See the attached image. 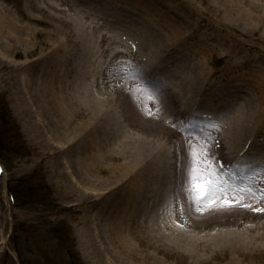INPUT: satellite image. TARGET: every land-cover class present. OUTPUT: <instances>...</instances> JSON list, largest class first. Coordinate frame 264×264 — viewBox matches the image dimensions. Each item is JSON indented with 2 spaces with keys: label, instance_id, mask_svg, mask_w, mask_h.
<instances>
[{
  "label": "rangeland",
  "instance_id": "obj_1",
  "mask_svg": "<svg viewBox=\"0 0 264 264\" xmlns=\"http://www.w3.org/2000/svg\"><path fill=\"white\" fill-rule=\"evenodd\" d=\"M0 6L5 8L8 15L18 18V22L25 27H34L40 31L39 33L32 32L30 40L27 41L15 42L13 40L11 42L0 36V50H3L1 49L3 43L9 45L10 49L9 52L0 53V65L9 60L16 62L33 60L46 52L48 61L70 49L71 55L68 53L63 55V59H68L69 63V69L63 75L64 84L61 88L64 101L86 115L92 108V98L101 97L102 103L108 108V113L114 116L115 131L121 136L138 133L137 128L134 125H129L128 121L124 119L123 114L126 109L122 104L124 98L130 96L129 92L138 88L136 84L142 83L145 73L130 70V66L137 64V59H132L129 55L130 48L127 45H121L124 41L120 40L118 48L123 52H127L129 49L127 54L123 52L114 54L113 48L116 46L108 41L104 45V48H109L108 50L100 48L94 52L99 56L96 58L94 55L90 61L89 68L93 74L88 72L81 77L77 75L76 69L82 65L84 58L86 65L89 63L88 57L92 53V50H89V45L97 34L93 27L99 22L100 24L108 22L111 25L106 24L109 29L101 26L102 32L109 36L119 33L125 38L127 34L135 33L133 38L132 36L129 38L135 42L140 40L145 46L146 55H152L154 60L166 57L170 63L168 68L171 72L166 75L162 71L159 74L167 86L172 82L178 84L181 76L186 74L195 79L201 69L205 67L209 70L208 77H211V83L218 84L217 90H214L215 97H220V102L228 98L225 95L228 91H236V88L242 91L237 97L232 96L235 102L240 95L242 97L245 94L242 98L246 100L242 104L245 108H242L240 115H232L233 107L226 116L218 120L214 118L205 121L208 127H196L192 136H186V141L196 144V140L201 137L211 140L219 138L224 149H230L232 146L231 137L234 134L232 131L234 120L241 122L245 117L244 110L254 106L258 109L255 118L256 129L252 128L246 133L241 129L238 136L239 139L241 137L240 141L246 143L245 139L250 133L249 138L260 134L261 136L257 137L260 138V144L263 147L261 154H264V51L250 46H258L264 41H261L260 38L250 40L246 36H239L238 29L243 32L246 26L231 20L226 12L220 11L218 0H100L99 2L92 0H0ZM92 6H99L101 11H94ZM105 6H109L111 9H107ZM96 14L101 17L98 18ZM216 16L218 18L222 16L223 19L219 20ZM29 17L32 20H29ZM145 23L151 27L150 32L144 28ZM113 25L116 26V29ZM226 25L231 29H227ZM137 31L142 34L136 35ZM165 38L172 44L161 51L159 42ZM45 41H47V46L43 45ZM58 43L61 48L49 50L53 44ZM224 51H226L225 54ZM136 56L138 57V55ZM257 61H259L258 65L250 70L252 67L250 64H256ZM224 71L226 74L222 77L221 73ZM36 74L38 77L40 70ZM13 75V73L7 75L5 70L0 69V110L5 114V118L7 116V119L4 120L5 123L0 125V139L8 137V142L13 143L17 142L14 135H19L21 140L17 152L6 149L7 153H13L9 154L10 158L6 165L2 163L4 170L0 166L2 169L0 171V264H20V256L28 254V250L30 247L32 248L30 243L36 240L34 237L42 231L43 226L44 230L47 225L50 226V222L66 226L67 235L64 243H67L71 250L77 252L83 264H122L121 261L116 262L118 257L115 258L114 254L108 255L105 250L104 253L98 252L88 244L89 237L92 238L93 243L100 244L102 248L104 243L96 240L97 235L92 237V234H88L90 225L84 219L87 220L89 215H97L96 213L101 210L103 219L99 217L92 219L93 222L106 229L108 226L105 221V213L108 212V207L104 206L105 203L101 200H97L94 206L87 207V211L84 209L86 207L82 205L83 199L92 196L94 192L103 190L116 180L113 176L108 178L110 177L108 171H104L106 166H96L81 170L85 178L100 176L99 180L87 182L78 179L79 177L72 173V166L68 167L62 162L55 161L51 149H57L54 142L60 139V135L50 129L51 119L54 117L50 111L47 115V97L39 94L38 87L32 90L28 89L29 86L14 84ZM122 76H129L134 84L132 82V85L128 86L119 84L118 78ZM77 84L83 86L78 87ZM144 86L150 88L152 82L149 81ZM211 89L213 86H210ZM33 92H36L34 96ZM174 95L177 98L176 106H180L182 104L181 92ZM48 108L51 110L49 105ZM90 113L89 115L92 114ZM105 125H107L106 122ZM162 140L163 145H167L174 156L182 146H180L179 137H174L171 134L164 135ZM109 147L110 145L103 144L99 151L107 153ZM122 155H124L123 152L117 158V162L119 161L121 165L124 158ZM242 163L240 162V164ZM119 167L117 172H124V167ZM255 169L257 171L248 172L246 177L254 179L259 191L264 193V170ZM23 175H32L30 181H33L34 187L41 193L36 196L33 203L30 200H23V196H21V200H19L21 202L14 205L7 193V182L9 178L22 177L24 185H26ZM120 177H122V173L119 175ZM109 189L102 195H108L109 191L111 192ZM102 195L97 198L100 199ZM98 208L102 209L98 211ZM171 215L176 217L174 212ZM10 219L17 223L16 234L10 230ZM133 219L139 221L135 222ZM133 219L130 227L125 230H135L134 232L141 236L145 243L142 245L143 248L152 249L157 256H162L157 251L158 245L163 244L158 238L159 236L151 233L149 227H146V223L139 225L140 221L144 219L143 216L133 217ZM174 224L176 228L185 230L180 221ZM262 226V231H264V222H262ZM38 238L41 242L46 240L47 245L53 243L48 236L46 239L44 233ZM147 244L150 246L148 247ZM258 249V253L261 254L256 256V246L247 248L250 256L244 259L242 264H264V245ZM170 252L172 255L174 252L178 253L176 250ZM119 253L121 257L124 255ZM180 256L182 255L174 254L173 257H166L162 264H176L173 258ZM28 259H31L33 264H39L40 259L36 255L30 256ZM147 262L142 261L145 264H148ZM185 264L189 263L185 262ZM198 264L204 263L199 261Z\"/></svg>",
  "mask_w": 264,
  "mask_h": 264
},
{
  "label": "bare ground",
  "instance_id": "obj_2",
  "mask_svg": "<svg viewBox=\"0 0 264 264\" xmlns=\"http://www.w3.org/2000/svg\"><path fill=\"white\" fill-rule=\"evenodd\" d=\"M92 1L99 2L100 0ZM218 1L220 11L226 12L231 20L246 26L244 30L242 29L243 32L238 29L239 36H246L250 40L260 38L264 41V0ZM105 7L111 9L109 6ZM92 8L94 11H101L99 6H92ZM96 15L99 18L100 15ZM28 19L32 20L30 17ZM218 19L222 20L223 17L220 16ZM18 20L8 15L5 8L0 6V36L11 42L13 40L15 42L27 41L30 40L32 32H40L34 27H25ZM106 24L111 26L108 22L105 24L99 22L93 27L97 34L89 45V50H92L88 57L89 63L86 65L84 58L76 72L79 77L88 72L93 74L89 68L90 61L94 55L96 58L99 56L94 52L100 48L108 50L109 48H104V45L110 41L117 47L113 48V53H121L123 50H119V42L124 41L121 45H127L130 48L129 55L132 59H137V64H130L134 65L130 66V70L145 73L142 83L136 84L138 88L129 92L130 96H126L122 104L126 109L123 117L129 125L137 128L136 135L121 136L115 131L114 116L108 113V108L102 103L101 97L92 98V108L89 111L91 115L89 112L84 115V112L64 101L61 88L64 84L63 75L69 69V63L68 59H63V55L65 53L71 55L70 49L48 61L46 52L33 60L19 62L9 60L0 65V69L5 70L7 75L14 74L12 76L14 84L29 86L28 89L32 90L38 87L40 93L38 91L37 93L47 97V115L50 111L54 117L51 119L50 129L60 135V139L54 142L57 149H51L55 161L62 162L68 167L72 166V173L79 177L78 179L87 182L99 180L100 176L86 177V179L81 170L96 166H106L104 171H108V176H110L108 178L113 176L116 180L103 190L94 192L92 196L83 199L82 205L86 207L85 210L91 205L94 206L97 200H101L105 203L104 206L108 207L109 212L105 213L108 226L106 229L93 222L92 219L93 217L103 219L100 210L102 208H98L100 212H97V215H89L87 220L84 219L90 225L88 234H92V237L97 235L96 240L104 243L102 248L100 244L93 243L92 238L89 237L88 244L98 252L104 253L105 250L108 255L114 254L115 258L118 257L116 262L121 261L122 264H141L142 261H148V264H162L166 257H173L174 254L182 255L173 258L176 264H185V262L198 264L199 261L204 264H242L243 260L250 256L247 250L250 246H256L257 254H255L260 255L258 248L264 245V231H262L264 196L260 195L263 192L259 191L255 184L256 181L247 178L246 175L253 170L257 171L255 168L264 170V154H261L263 147L260 144V138L257 137L261 135L257 134L249 138L250 133L245 139L246 143L240 141L241 137L239 139L238 136L241 129L244 133L252 128L256 129L255 118L258 109L254 106L247 107L243 113L244 119L241 122L234 120L232 124L234 134L231 137L230 149L225 150L219 138L211 140L201 137L196 140L197 147L206 146L220 177L232 186L229 199H235L237 202L225 204L219 193L216 194L215 203L210 204L207 200L196 201L186 183L191 145L186 141V136H192L196 127H208L205 121L214 118L218 120L226 116L233 107L232 115H240L242 108H245L242 106L246 101L242 99L245 94L242 97L240 95L235 102L232 96L237 97L242 91L236 88V91H228L225 94L228 98L220 102V97H215L218 84L211 83V77H208L209 70L205 67L195 79L186 74L181 76L178 84L172 82L167 86L159 74L162 71L166 75L171 72L167 58L154 60L152 55H146L145 46L140 40L135 42L129 38V36L133 38L135 33L127 34L125 38L117 32V35L114 33L115 36L107 35L101 30V26L109 29ZM143 26L146 31H151L147 23ZM113 27L116 29L115 25ZM225 27L231 29L228 25ZM233 31L235 32L234 29ZM45 33L47 34V31ZM141 34L139 31L136 32V35ZM58 41L61 44L60 39ZM43 43L47 46V41ZM60 44H53L49 50L61 48ZM171 44L172 42H168L166 38L160 40L159 50L167 49ZM3 46H1L3 50H0V53L9 52V45L3 43ZM250 46L264 51V43ZM128 51L123 53L127 54ZM258 62L251 63L250 70L255 68ZM38 70H40V75L37 77ZM225 74L224 71L221 76L224 77ZM149 81L152 82V86L147 88L144 84ZM131 82L129 76L118 78V83L123 86L134 84ZM77 86L82 87L83 85L77 84ZM210 86H213V89L210 90ZM178 92L182 94L180 106H176L177 98L174 95ZM34 94L36 92H33V96ZM87 115L89 116L85 118ZM170 134L179 137L180 146L184 147L183 149L181 146L175 156L167 145H163L162 137ZM103 144L110 145L107 153L99 151ZM121 152L124 153L122 165L119 161L117 162ZM119 166L124 167V172H117ZM121 173L122 177L119 178ZM248 187L252 189L251 194L243 191ZM108 189L111 192L103 196L102 193ZM100 195L102 196L98 199ZM173 212L176 217L171 215ZM141 216L144 219L139 225L146 223L150 232L155 236L157 234L162 241L163 244L157 247V251L162 256H157L152 249L143 248L142 245L145 243L141 236L134 232L135 230H125L130 227L133 217ZM178 221L182 223L185 230L175 227L174 223L177 224ZM147 245L150 246V244ZM175 250L178 253L174 252L172 255L170 251ZM119 252L125 256L121 257Z\"/></svg>",
  "mask_w": 264,
  "mask_h": 264
},
{
  "label": "trees",
  "instance_id": "obj_3",
  "mask_svg": "<svg viewBox=\"0 0 264 264\" xmlns=\"http://www.w3.org/2000/svg\"><path fill=\"white\" fill-rule=\"evenodd\" d=\"M5 114L3 111L0 110V125L4 124ZM1 133V130H0ZM17 142H8V137H4V139H0V161L3 165H6L7 161L9 160V154L13 152H17L20 148V139L19 135H14ZM12 150L13 152L7 153V150ZM18 149V150H17ZM25 178L24 180L22 177H15L9 178L7 182V190L10 196V199L14 205H18L19 200H21V196H23V200H30L32 203L35 202V198L37 195H40L41 192H38V189L34 187L33 181H30V177L32 175H23ZM28 177V178H27ZM29 201V202H30ZM50 226L47 225V229L44 226L42 227V231L37 233L38 235L34 237L33 242H31L30 249L28 250V254L26 256H20V264H33L31 259L29 260L28 257L30 256H38L39 264H83L81 259L79 258L77 252L71 250L67 243H64L65 236L67 235V228L61 224H55L54 222H50ZM17 223L13 222L12 232L13 234L17 233L18 227L16 226ZM45 234L49 240H52L53 243L46 244V240L44 242L39 241L38 238L40 235ZM16 236V235H15ZM14 239V238H12Z\"/></svg>",
  "mask_w": 264,
  "mask_h": 264
},
{
  "label": "snow or ice",
  "instance_id": "obj_4",
  "mask_svg": "<svg viewBox=\"0 0 264 264\" xmlns=\"http://www.w3.org/2000/svg\"><path fill=\"white\" fill-rule=\"evenodd\" d=\"M186 183L196 201L207 200L210 204L215 203L216 194L219 193L225 204L237 202L235 199H229L232 186L220 177L219 171L214 166L206 146L197 147L196 144L190 145ZM243 191L249 194L252 193L250 187L244 188ZM260 195L264 196V193H260ZM209 197H212V199H209Z\"/></svg>",
  "mask_w": 264,
  "mask_h": 264
},
{
  "label": "water",
  "instance_id": "obj_5",
  "mask_svg": "<svg viewBox=\"0 0 264 264\" xmlns=\"http://www.w3.org/2000/svg\"><path fill=\"white\" fill-rule=\"evenodd\" d=\"M11 227H12V220L10 219V230H11Z\"/></svg>",
  "mask_w": 264,
  "mask_h": 264
}]
</instances>
